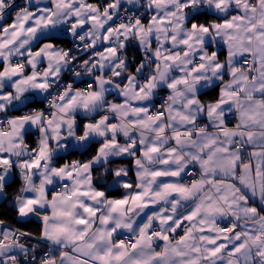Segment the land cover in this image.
I'll return each mask as SVG.
<instances>
[{
    "label": "snow or ice",
    "instance_id": "1",
    "mask_svg": "<svg viewBox=\"0 0 264 264\" xmlns=\"http://www.w3.org/2000/svg\"><path fill=\"white\" fill-rule=\"evenodd\" d=\"M14 169L40 228L0 220V264H264V0H0L5 199Z\"/></svg>",
    "mask_w": 264,
    "mask_h": 264
},
{
    "label": "trees",
    "instance_id": "2",
    "mask_svg": "<svg viewBox=\"0 0 264 264\" xmlns=\"http://www.w3.org/2000/svg\"><path fill=\"white\" fill-rule=\"evenodd\" d=\"M129 54L132 56V58L137 57L139 55L138 50L135 47L132 48V51H129ZM215 92L217 93V88L215 89ZM209 98H211V96L208 93H206L205 96L202 97V99H209ZM39 105L40 103L38 105L34 104V106H39ZM96 146L97 145H93L86 152H83V154L80 153L83 159H88L90 155L94 154V150ZM76 153L77 152L75 151H70L64 156H60L58 158V161L69 159V157L77 155ZM124 163H126V160L123 161L116 160L112 166L115 167L117 165ZM98 171L102 172L103 169H99ZM96 175L97 173L94 172V176ZM107 179L110 181L112 177H107ZM20 186H21L20 178L17 175H14L10 180L9 186L5 190L6 199L3 198L2 200H0V220H3L6 224L11 225L12 227L28 231L30 233H33L34 235H38L40 222L35 218L18 222L16 219V214L12 209V204H11L12 198L18 194V189ZM97 186L99 187V185ZM105 189L108 191L110 197H116L122 193V188L109 189L107 188V185H105Z\"/></svg>",
    "mask_w": 264,
    "mask_h": 264
},
{
    "label": "crops",
    "instance_id": "3",
    "mask_svg": "<svg viewBox=\"0 0 264 264\" xmlns=\"http://www.w3.org/2000/svg\"><path fill=\"white\" fill-rule=\"evenodd\" d=\"M44 2L46 3L47 2V0H44ZM89 2L90 3H97V2H99V0H89ZM104 2H107V0H104ZM22 7V6H21ZM15 11H16V9H13L10 13H9V15H8V18L3 22L5 25H7V24H10V23H12V16L14 15V13H15ZM64 41H66V42H64ZM73 38H72V36L71 35H68V34H59L58 36H57V38L54 40V41H52L57 47H62V48H67V47H70L72 44H73ZM132 48L133 47H130L129 49H128V51H127V55H128V57H129V59L130 60H132V56L129 54V51H132ZM136 48V47H135ZM137 49V48H136ZM138 50V49H137ZM225 56H226V50H222L221 52H220V58L223 60L224 58H225ZM86 58V57H85ZM138 62V61H137ZM239 66V65H238ZM41 67H43V65L41 66ZM225 79L227 80L228 79V77H225ZM88 82H90V81H88ZM81 83H83V82H81ZM81 83H77L75 86L76 87H79V85L81 84ZM218 92H219V88H217V93L216 94H218ZM43 97L42 96H36L35 97V99L26 107V108H28V107H31V106H34V104H36V105H38L39 103H40V101H41V99H42ZM108 99L109 100H114L115 99V97L114 96H109L108 97ZM116 102H119V101H116ZM38 103V104H37ZM25 109V108H24ZM24 109H21V110H18V111H12V112H10L9 113V115H21V114H23V110ZM98 118V117H97ZM81 118L80 117H78V120H80ZM231 127V126H230ZM34 130V129H33ZM33 130L31 131V133L28 135V136H26V143L30 146V147H35L36 146V144H37V142H36V140L33 138V136H32V132H33ZM121 143L123 142V139L121 138V141H120ZM98 146V145H97ZM96 146V147H97ZM70 151H75V152H77L76 154L77 155H75V156H71V157H69V159H65V160H61V161H58V158L60 157V156H64L65 154L64 153H61L57 158H55V164H56V166H61V165H63L66 161H71V160H74V159H81V160H86V159H83V157L81 156V151L80 150H75V149H70L69 150V152ZM81 153V154H80ZM130 163H131V161H129V160H126V163H124V164H128V165H130ZM117 166H119V165H117ZM14 175H17L18 177H19V174H18V171L17 170H15L14 169V173H13V175H12V177L14 176ZM12 177H10V180L12 179ZM20 178V177H19ZM196 178V177H195ZM195 178H193V179H195ZM129 179H135V176H134V173H129ZM111 181V180H110ZM185 183H188V182H186L185 181ZM98 187V186H97ZM108 188V187H107ZM113 188H116V187H112V188H109V189H113ZM52 191H59V186L57 187V188H55V189H52ZM124 192V190L122 189V193ZM122 193L119 195V196H116V197H112V198H120V196L122 195ZM51 198V196L49 195V199ZM3 199V197H0V200H2ZM36 219V218H35ZM180 234L182 235L183 233L182 232H180ZM33 243H34V241H33ZM38 249H39V251H43V250H47V248H44L43 247V245H40V246H38Z\"/></svg>",
    "mask_w": 264,
    "mask_h": 264
},
{
    "label": "built area",
    "instance_id": "4",
    "mask_svg": "<svg viewBox=\"0 0 264 264\" xmlns=\"http://www.w3.org/2000/svg\"><path fill=\"white\" fill-rule=\"evenodd\" d=\"M15 3L18 5V6H23L24 5V0H15ZM14 9V8H13ZM12 9V10H13ZM11 10V11H12ZM10 13V12H9ZM9 15V14H8ZM73 44H74V41H73ZM73 44L70 46V47H72L73 46ZM70 47H67V48H70ZM70 75V74H69ZM64 79L65 80H67L68 79V75H66L65 77H64ZM84 87V83H81L80 85H79V88H83ZM161 103V101L159 100V99H157L156 100V104L159 106V104ZM46 104H47V101H45L43 98L41 99V101H40V105L39 106H31V107H28V108H25L22 112L23 113H25V112H28V111H30L31 109H42V108H45L46 107ZM235 119H233L232 120V123L229 125V126H232V125H234L235 124ZM32 136H33V138L36 140V142H37V140H38V136H39V133L37 132V131H35V130H33V132H32ZM37 145V144H36ZM36 147V146H35ZM13 173H14V170H13ZM13 175V174H12ZM198 175V174H197ZM193 178H195V177H192V179ZM185 181L186 182H189V179L188 178H185ZM226 223H227V221H225V223L224 224H221V226L223 227V226H225L226 225ZM47 250H43L42 252H46ZM38 258H39V254H38Z\"/></svg>",
    "mask_w": 264,
    "mask_h": 264
},
{
    "label": "water",
    "instance_id": "5",
    "mask_svg": "<svg viewBox=\"0 0 264 264\" xmlns=\"http://www.w3.org/2000/svg\"><path fill=\"white\" fill-rule=\"evenodd\" d=\"M30 103H31V102H30ZM30 103H29V104H30ZM29 104H28V105H29ZM24 108H25V107H22V108H20L19 110L24 109ZM16 111H18V110H16ZM13 112H14V111H13Z\"/></svg>",
    "mask_w": 264,
    "mask_h": 264
}]
</instances>
